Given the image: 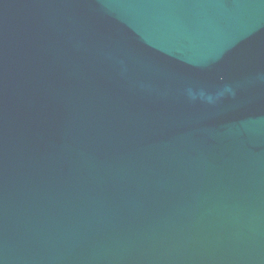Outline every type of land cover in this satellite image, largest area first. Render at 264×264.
Returning <instances> with one entry per match:
<instances>
[{
    "label": "water",
    "instance_id": "95a60500",
    "mask_svg": "<svg viewBox=\"0 0 264 264\" xmlns=\"http://www.w3.org/2000/svg\"><path fill=\"white\" fill-rule=\"evenodd\" d=\"M0 264H264V0H0Z\"/></svg>",
    "mask_w": 264,
    "mask_h": 264
}]
</instances>
